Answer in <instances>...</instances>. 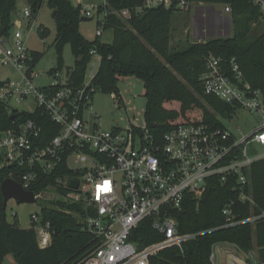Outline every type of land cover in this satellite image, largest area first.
Listing matches in <instances>:
<instances>
[{
    "label": "built area",
    "instance_id": "obj_1",
    "mask_svg": "<svg viewBox=\"0 0 264 264\" xmlns=\"http://www.w3.org/2000/svg\"><path fill=\"white\" fill-rule=\"evenodd\" d=\"M250 1L264 18V0ZM77 2L82 5V0ZM194 5L192 0H144L143 8L188 12ZM101 6L106 7V2ZM101 6L87 5L82 10L86 18L94 19V8L103 14L98 21L97 38H102L105 32L108 15L107 10L99 12ZM222 13L231 14V6L224 5ZM113 14L122 20L132 17L129 9ZM31 19L33 13L27 7L14 20L10 34L0 35V69L12 67L18 73L14 80L0 81V104L5 105L10 115L16 111L35 114L41 109L58 126L59 133L41 147L37 141L42 126L36 119L2 131L0 170L9 168L8 178L33 192L44 178L60 172L66 165L71 175L57 177L44 191L33 193L40 200L43 193L55 190L58 191L55 196L62 202L80 204L87 210L83 229L93 235L96 243L78 264H151V258L161 251L182 248L195 236L179 233L173 213L182 207L188 195L200 200L211 180L227 184L235 179L239 201L244 204L251 201L247 194V172L254 162L264 158V153H258V149L264 150V91L253 90L243 82L235 60L231 62V76L220 58L209 56L201 81L206 94L257 115L261 123L254 133L238 138L229 129H214L199 123H180L159 138L146 124L139 130L131 126L103 131L96 123L91 126L86 118L87 113H93L95 90L91 81L79 88L68 84L69 77L44 87L34 83L38 75L33 74V52L22 31L24 21ZM25 25L29 27L28 23ZM91 55L94 57L97 52L93 50ZM54 74L58 77L59 72ZM13 103H33L34 109L19 110ZM72 180L78 181L77 189L70 187ZM234 205L231 202L223 211L228 226L264 218L263 213L239 221L233 212ZM32 219L40 224L38 230L34 228L40 247H49L50 224H43L36 215ZM148 220L162 240L141 247L137 232ZM229 257L231 264H246L234 254ZM213 258L214 254L212 263Z\"/></svg>",
    "mask_w": 264,
    "mask_h": 264
},
{
    "label": "trees",
    "instance_id": "obj_2",
    "mask_svg": "<svg viewBox=\"0 0 264 264\" xmlns=\"http://www.w3.org/2000/svg\"><path fill=\"white\" fill-rule=\"evenodd\" d=\"M18 1L0 0V35H8L12 31ZM24 1L31 8L33 19L44 3L53 11L57 25L54 47L58 65L53 72L63 69L64 48L70 45L75 57L74 67L69 72L70 86L79 88L85 84L93 50L101 58L99 69L91 80L95 93L113 95L120 103L119 84L122 81L133 77L143 81L145 124L157 138L180 123L227 129L221 118H230L240 107L205 93L201 76L207 70L206 60L211 55L222 60L231 76V62L235 60L243 74V82L253 90L264 91V31L259 35L253 33V25L264 24V18L250 0H192L201 5H230L235 32L231 37L210 39L180 51L171 48L174 10L163 7L145 9L144 0H105L106 7L101 6L99 12H108L104 31H114L111 44L97 37L90 41L81 33L83 7L75 5L72 0ZM141 7L143 9L139 11ZM123 9L131 11V19L122 20L113 14ZM47 33V30H42L43 35ZM33 58V66H36L43 54L33 52ZM192 114L200 116V120H194ZM28 119H36L42 126L37 141L41 147L48 145L59 133L58 126L41 109L35 114L16 111L10 115L5 105L0 104V134ZM9 173V168L0 170V264H4L8 255H13L17 264H78L96 243L93 235L69 213L84 218L88 215L84 206L58 202L57 209L42 208V223L50 224L52 236L50 246L43 249L34 228L21 229L7 220V205L4 204L1 185ZM67 174L71 175V172L63 165L60 172L44 178L33 192L39 194L54 184L57 177ZM247 175V194L251 201L245 204L239 201V186L235 179L227 184L211 180L200 200L192 195L186 196L182 207L173 216L178 221L179 233L195 237L184 243L182 248L171 247L161 251L151 258V264H213L212 256L218 245L236 246L247 253L258 250L259 262L264 264V218L254 223L228 226L223 214L231 202H235L233 212L239 221L264 213V158L254 162ZM137 234L139 242L144 245L162 240L152 229L150 220L142 224Z\"/></svg>",
    "mask_w": 264,
    "mask_h": 264
},
{
    "label": "rangeland",
    "instance_id": "obj_3",
    "mask_svg": "<svg viewBox=\"0 0 264 264\" xmlns=\"http://www.w3.org/2000/svg\"><path fill=\"white\" fill-rule=\"evenodd\" d=\"M78 0H72L75 5H78ZM105 0H82V7L93 5L95 7L103 5ZM29 7L24 0H19L17 3V12L15 19L20 18L25 8ZM83 10V9H82ZM224 5H201L196 4L188 12L174 11L172 18V42L171 48L183 50L190 45L203 43L210 39L228 38L233 36L235 26L233 23V15L225 14ZM82 13V11H81ZM94 19L84 21L80 24L81 33L90 41L96 39V31L99 30L98 21L101 20L103 14L97 13V9L92 10ZM82 17H85L82 15ZM28 23L29 27L25 24ZM254 35H259L264 31V24L259 23L253 25ZM42 30H47L46 35L42 34ZM27 37V44L32 52L43 54V58L33 69V74L38 75L34 79V83L38 87H44L54 84L58 81H64L69 77V72L75 64V57L70 45L64 48V67L59 71L58 77L55 76L53 70L58 69L57 53L54 47V42L57 35V25L53 18V11L47 3L37 14L36 19L30 21L25 20L22 29ZM104 43L111 44L114 40V31L107 30L104 32L102 39ZM100 66V58L95 55L89 65L86 81L93 79ZM18 73L12 67H4L0 69V81L14 80ZM122 100L110 94L96 92L92 101V114H86V118L90 125L94 123L103 131H111L114 128L128 129L131 126L143 127L145 124V88L143 81L137 78H127L119 84ZM19 110L32 111L33 103H13ZM194 120H200V116L192 114ZM221 122L238 138L249 135L254 129L260 126L261 119L244 109H237L235 114L230 118H221ZM242 132V134L240 133ZM259 154H263L264 150L258 149ZM253 154V150L250 151ZM58 191L48 190L42 194V199L35 204H18L14 199L7 203L6 216L11 224L17 225L21 229L35 228L38 230L40 224H35L32 217L39 216L41 218L42 208L49 209L59 208L56 203L62 202L59 200ZM69 204V203H68ZM70 214L77 218L82 223V216L73 212ZM40 222V221H39ZM138 243V242H136ZM141 247L144 245L139 243ZM234 254L240 261L246 264H262L259 262V251L252 252L241 251L236 246L218 245L214 249L213 264H231L230 255ZM4 264H17L13 255H8Z\"/></svg>",
    "mask_w": 264,
    "mask_h": 264
},
{
    "label": "water",
    "instance_id": "obj_4",
    "mask_svg": "<svg viewBox=\"0 0 264 264\" xmlns=\"http://www.w3.org/2000/svg\"><path fill=\"white\" fill-rule=\"evenodd\" d=\"M92 18L82 17L81 22L91 21ZM14 120V117H12ZM70 187L73 189L78 188V181L72 180ZM1 192L4 200V204L7 205L8 201L14 199L18 204H35L39 200L35 197V194L31 191H26L23 187L13 179H5L1 185Z\"/></svg>",
    "mask_w": 264,
    "mask_h": 264
},
{
    "label": "crops",
    "instance_id": "obj_5",
    "mask_svg": "<svg viewBox=\"0 0 264 264\" xmlns=\"http://www.w3.org/2000/svg\"><path fill=\"white\" fill-rule=\"evenodd\" d=\"M102 39V38H101ZM258 129H260V126L257 129H254L250 134L254 133L255 131H257ZM242 133V132H241ZM249 134V135H250Z\"/></svg>",
    "mask_w": 264,
    "mask_h": 264
}]
</instances>
